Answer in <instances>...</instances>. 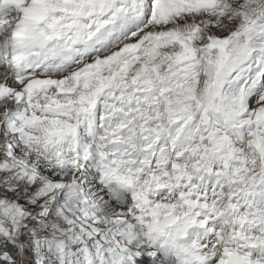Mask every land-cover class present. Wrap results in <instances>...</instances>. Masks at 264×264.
<instances>
[{"label":"snow or ice","instance_id":"snow-or-ice-1","mask_svg":"<svg viewBox=\"0 0 264 264\" xmlns=\"http://www.w3.org/2000/svg\"><path fill=\"white\" fill-rule=\"evenodd\" d=\"M0 264H264V0H0Z\"/></svg>","mask_w":264,"mask_h":264}]
</instances>
